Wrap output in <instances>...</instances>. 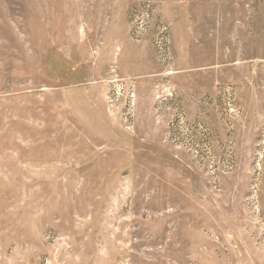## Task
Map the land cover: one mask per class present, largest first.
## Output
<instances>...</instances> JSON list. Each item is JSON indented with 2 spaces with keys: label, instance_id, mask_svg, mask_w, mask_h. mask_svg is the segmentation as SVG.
<instances>
[{
  "label": "rangeland",
  "instance_id": "rangeland-1",
  "mask_svg": "<svg viewBox=\"0 0 264 264\" xmlns=\"http://www.w3.org/2000/svg\"><path fill=\"white\" fill-rule=\"evenodd\" d=\"M0 264H264V0H0Z\"/></svg>",
  "mask_w": 264,
  "mask_h": 264
}]
</instances>
